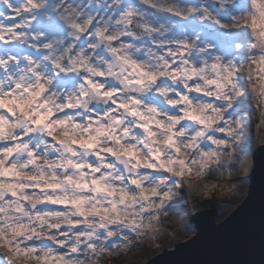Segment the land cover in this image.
Returning a JSON list of instances; mask_svg holds the SVG:
<instances>
[{
	"label": "clouds",
	"instance_id": "clouds-1",
	"mask_svg": "<svg viewBox=\"0 0 264 264\" xmlns=\"http://www.w3.org/2000/svg\"><path fill=\"white\" fill-rule=\"evenodd\" d=\"M262 147L264 0H0V264H136Z\"/></svg>",
	"mask_w": 264,
	"mask_h": 264
},
{
	"label": "water",
	"instance_id": "water-1",
	"mask_svg": "<svg viewBox=\"0 0 264 264\" xmlns=\"http://www.w3.org/2000/svg\"><path fill=\"white\" fill-rule=\"evenodd\" d=\"M252 170L244 201L224 221L204 209L193 213L195 234L165 249L145 264H240L264 237V147L252 155Z\"/></svg>",
	"mask_w": 264,
	"mask_h": 264
},
{
	"label": "rangeland",
	"instance_id": "rangeland-1",
	"mask_svg": "<svg viewBox=\"0 0 264 264\" xmlns=\"http://www.w3.org/2000/svg\"><path fill=\"white\" fill-rule=\"evenodd\" d=\"M252 155L249 157V165H246V169L244 171H242L239 176H234V177H232V179L230 181L226 182L229 185H231L233 183L240 184L242 190L245 193L244 198L241 199L238 203H236L235 207L232 208L229 213H227L222 218L217 217V215H216V213H215L213 208L200 206L201 204L206 203L207 201H204V200L195 201L194 202L195 205L190 209L188 215L185 218L183 226H181L182 223H183L182 221L176 222V223H173V224L169 225V227L172 228L176 232L177 235H181L183 238L178 239L176 241H173L172 243H163V241L158 239L156 241V243H160L161 247L155 248V249H151V250H142L139 253H137V255L134 257V260L136 261V264H145L148 260L158 256L165 249H172L177 244L181 243L182 241H186L187 239L192 237L195 234L194 226L191 225V223H190V217H191V215L193 213H196L198 211H202L204 209H210V210H212L214 212V215H215L216 220H217L218 223L224 221L228 216H230L232 214V212L244 201V199L246 197V194H247V191H248V185H249L248 176H249V174H250V172L252 170V166H253ZM221 183H224V182H221ZM222 192H223L222 187H218L216 192L212 195L211 198L212 199H216V200H224V201H226L228 203H234L235 202V200L233 198L228 197L226 194H222Z\"/></svg>",
	"mask_w": 264,
	"mask_h": 264
}]
</instances>
